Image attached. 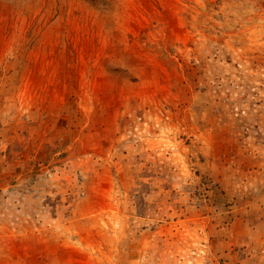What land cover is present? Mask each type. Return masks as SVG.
I'll list each match as a JSON object with an SVG mask.
<instances>
[{"label":"rangeland","instance_id":"1","mask_svg":"<svg viewBox=\"0 0 264 264\" xmlns=\"http://www.w3.org/2000/svg\"><path fill=\"white\" fill-rule=\"evenodd\" d=\"M0 264H264V0H0Z\"/></svg>","mask_w":264,"mask_h":264}]
</instances>
